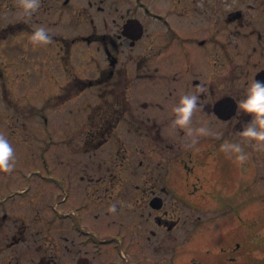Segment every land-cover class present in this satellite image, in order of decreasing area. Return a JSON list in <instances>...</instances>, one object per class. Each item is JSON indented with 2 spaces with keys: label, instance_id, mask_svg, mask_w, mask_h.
<instances>
[{
  "label": "flooded vegetation",
  "instance_id": "obj_1",
  "mask_svg": "<svg viewBox=\"0 0 264 264\" xmlns=\"http://www.w3.org/2000/svg\"><path fill=\"white\" fill-rule=\"evenodd\" d=\"M41 25L51 39L38 44ZM254 77L264 80V0H40L31 16L0 0V132L15 148V167L0 171V264H139L127 245L143 247L146 225L155 252L172 250L208 174L240 227L242 205L264 199V144L239 135L251 117L236 103ZM185 93L205 105L190 126L212 130L195 143L173 124ZM258 222L252 213L249 229ZM228 245L200 264H242L241 244Z\"/></svg>",
  "mask_w": 264,
  "mask_h": 264
},
{
  "label": "rangeland",
  "instance_id": "obj_2",
  "mask_svg": "<svg viewBox=\"0 0 264 264\" xmlns=\"http://www.w3.org/2000/svg\"><path fill=\"white\" fill-rule=\"evenodd\" d=\"M49 67H53V64H49ZM53 79H55L53 76H48L43 80L49 87L47 94L50 95H52L54 92L56 95V91L58 90V85ZM150 92L151 91H149V93ZM134 93L140 95L148 94L145 88H142L141 90H135ZM50 110L56 111L54 106H52ZM58 116V113L48 114V118L52 126L54 125L53 122L58 119ZM50 129L56 128L50 127ZM36 166L38 168H42V164L39 165V161L38 159L36 160V156L34 155L32 158V168ZM55 171H59L57 164ZM220 177L211 174L206 175L204 177V198L201 197L200 193H195L193 198V207L190 209L191 211L186 209V211L189 212L192 220V223L189 225V227L193 225L191 233L186 234L184 230L177 229L171 234V236L174 234L177 238L176 243L172 245V250L164 251L161 249L160 251L155 252V248L158 247V238L148 234V231L152 228V226L146 225V231L142 240L143 247L141 248L134 246L131 249V247L127 245L128 250L126 255L128 254L127 258L129 261L139 264H200V261L203 258L202 254H205L207 249L210 251L209 255L212 257L213 255L221 253L219 251L221 247L229 248L230 246L228 245V242L230 243L232 240L233 246H235L236 242L241 244L242 264H264V223L258 222L255 227H250L249 229V217L252 216V213L255 215H264V199L257 198L255 208H252L251 205L247 204L242 205L240 208L242 223L240 227H238L236 216L234 217L232 214L233 208L227 204H221L217 201L219 193L217 194V192L214 190V185L215 182L220 179ZM235 178L238 179V176L235 175ZM226 180L230 181L231 179L228 178ZM238 181L242 182L243 177ZM259 183L260 182L257 184ZM262 183L264 182L262 181ZM255 191L257 193H264V186H256ZM223 195L229 196L227 192H224ZM233 195L234 192L231 193V197H233ZM245 197H248V195H246L244 192H241L240 198L244 199ZM234 199L236 200L238 197H235ZM250 234H252V236L256 235L258 239L259 245L255 249L249 246V241H252ZM147 236H150L151 239L148 240ZM238 236H240V239H236ZM244 254L246 255V258L244 257ZM112 256L113 261L126 263V261L121 260L118 257L114 249ZM173 256L175 257L174 259ZM222 256L226 257V254H222ZM222 256H219V260L222 258ZM250 256H253L251 260H249Z\"/></svg>",
  "mask_w": 264,
  "mask_h": 264
},
{
  "label": "clouds",
  "instance_id": "obj_3",
  "mask_svg": "<svg viewBox=\"0 0 264 264\" xmlns=\"http://www.w3.org/2000/svg\"><path fill=\"white\" fill-rule=\"evenodd\" d=\"M20 6L24 15L31 16L40 7V0H20ZM31 39L35 43L43 44L50 41L51 36L47 27L41 25L35 28ZM200 99L201 97L195 93H185L173 107L175 114L173 124L185 128L192 138V143H195L198 135H206L212 131L205 124L196 128L190 126L194 112L198 108L201 111L204 109L205 105L199 103ZM236 103L239 115L249 114L251 117L247 123L242 125L239 135L257 144H264V80L254 77L246 87L242 98L238 99ZM222 147L226 151L238 153L237 158L240 161L247 158V153L237 142L225 141ZM14 152L15 148L7 135L0 132V171L7 172L15 167Z\"/></svg>",
  "mask_w": 264,
  "mask_h": 264
}]
</instances>
